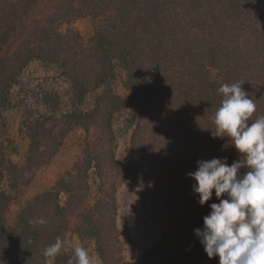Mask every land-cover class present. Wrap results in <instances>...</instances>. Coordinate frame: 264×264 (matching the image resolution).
Listing matches in <instances>:
<instances>
[{"label":"trees","instance_id":"obj_1","mask_svg":"<svg viewBox=\"0 0 264 264\" xmlns=\"http://www.w3.org/2000/svg\"><path fill=\"white\" fill-rule=\"evenodd\" d=\"M38 2L0 0V118L35 61L69 83L70 97L64 106L59 93L44 91L38 100L46 112L26 111L20 127L28 140L22 162L0 156V264H44L43 249L67 240L74 218L81 245L93 242L102 264H219L194 234L219 201L213 190L201 206L187 174L200 160L239 159L227 137L210 131L222 84H242L264 115V0H61L30 27ZM83 18L94 22L88 40L74 26ZM17 36L16 50L3 55ZM119 74L126 96L114 87ZM127 110L135 120L124 167L114 122ZM76 128L85 132L81 157L9 225L12 193L52 162ZM124 182L138 188L161 226L160 239L134 262L123 255L117 227ZM73 247L52 264H68Z\"/></svg>","mask_w":264,"mask_h":264},{"label":"clouds","instance_id":"obj_2","mask_svg":"<svg viewBox=\"0 0 264 264\" xmlns=\"http://www.w3.org/2000/svg\"><path fill=\"white\" fill-rule=\"evenodd\" d=\"M217 91L223 98L210 117L212 137H227L240 156L230 165L227 158L197 161L196 170L187 174L201 206L212 199L213 190L219 201L209 204L203 228L194 234L207 257H218L219 264H264V115H256L257 105L242 84L225 83ZM70 243L57 237L43 249L44 264H52ZM72 251L68 264H92L83 245Z\"/></svg>","mask_w":264,"mask_h":264},{"label":"rangeland","instance_id":"obj_3","mask_svg":"<svg viewBox=\"0 0 264 264\" xmlns=\"http://www.w3.org/2000/svg\"><path fill=\"white\" fill-rule=\"evenodd\" d=\"M61 0H39L32 15L27 22L30 27L39 23L49 14ZM75 28L88 40L94 31V22L91 18H83L74 23ZM21 37L17 36L4 47L3 55L12 53ZM20 84L11 92V106L3 110L0 118V156L9 157L14 162H22L28 146L27 138L21 134L20 127L26 111L32 110L45 113L46 109L39 100L44 91H55L62 97L66 106L70 97V85L61 78L56 71H46L42 65L35 61L22 74ZM115 90L121 96L127 92L123 87V75L119 74L114 83ZM94 94L89 96L88 107L92 104ZM135 120V114L131 110L119 113L115 118V129L118 133L117 160L124 167L130 160L131 126ZM85 132L74 129L64 140L63 145L46 167L37 171L28 186L12 193L7 221L9 225L15 223L18 213L36 196L51 189L54 184L63 177L73 164L81 157ZM64 200V199H63ZM118 214L117 227L122 243L123 255L127 261L134 262L143 252L150 249L161 236V226L152 220L148 210L141 202L140 193L136 186L130 182L121 183L117 192ZM77 219L72 222L71 231L68 234L70 245H81L75 234ZM92 264H102L93 242L84 243Z\"/></svg>","mask_w":264,"mask_h":264}]
</instances>
